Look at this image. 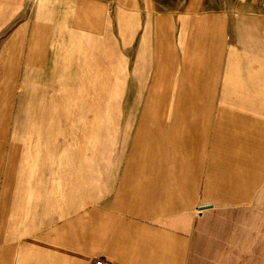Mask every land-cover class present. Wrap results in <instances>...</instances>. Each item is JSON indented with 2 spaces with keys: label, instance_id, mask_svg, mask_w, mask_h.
<instances>
[{
  "label": "rangeland",
  "instance_id": "rangeland-1",
  "mask_svg": "<svg viewBox=\"0 0 264 264\" xmlns=\"http://www.w3.org/2000/svg\"><path fill=\"white\" fill-rule=\"evenodd\" d=\"M63 4L23 0L0 35V264H25L28 243H53L76 214L107 210L126 181L147 177L149 186L156 165H200V180H237L239 192L253 175L249 154L218 150L216 117L231 110L216 100L226 81L227 100L246 99L242 82L264 85V38L238 46L255 60H196L117 26L85 29ZM249 119L250 130L264 129V116Z\"/></svg>",
  "mask_w": 264,
  "mask_h": 264
},
{
  "label": "crops",
  "instance_id": "crops-1",
  "mask_svg": "<svg viewBox=\"0 0 264 264\" xmlns=\"http://www.w3.org/2000/svg\"><path fill=\"white\" fill-rule=\"evenodd\" d=\"M63 1L69 20L85 29L117 26L122 37L138 36L142 44L153 37L174 54L179 47L189 49L198 54L196 60H255L242 56L238 46L249 48V37L264 38V0ZM20 2L23 5V0H0L1 36L3 31L7 35ZM130 23L133 26L127 27ZM13 39L12 31L6 44ZM197 46L202 50L195 52ZM207 52L213 56L206 57ZM12 58L6 52L5 60ZM242 83L248 89L245 100H227L222 92L232 84L222 85L218 109L228 106L231 111L223 116L219 110L215 131L219 151L249 154L246 167L253 175L240 192L237 180L228 186L211 178L200 180V165H156L149 186H144L147 177L126 181L107 210L76 214L54 229L53 243L39 239L25 245V264H94L98 259L106 264H264V129L256 132L245 123L251 116H264V85L254 79ZM235 108L248 109L251 116ZM237 117L241 125L235 124ZM202 206L209 207L199 210Z\"/></svg>",
  "mask_w": 264,
  "mask_h": 264
},
{
  "label": "built area",
  "instance_id": "built-area-1",
  "mask_svg": "<svg viewBox=\"0 0 264 264\" xmlns=\"http://www.w3.org/2000/svg\"><path fill=\"white\" fill-rule=\"evenodd\" d=\"M262 7L264 8V2L262 3ZM94 264H106L105 261L101 260V259H98L95 261Z\"/></svg>",
  "mask_w": 264,
  "mask_h": 264
},
{
  "label": "water",
  "instance_id": "water-1",
  "mask_svg": "<svg viewBox=\"0 0 264 264\" xmlns=\"http://www.w3.org/2000/svg\"><path fill=\"white\" fill-rule=\"evenodd\" d=\"M209 206H202L199 208V210H204L205 208H208Z\"/></svg>",
  "mask_w": 264,
  "mask_h": 264
}]
</instances>
